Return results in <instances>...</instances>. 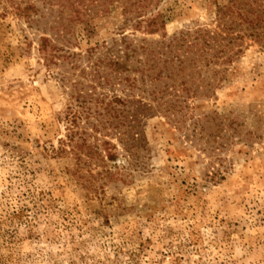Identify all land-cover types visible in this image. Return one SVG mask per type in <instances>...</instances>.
<instances>
[{"label": "rangeland", "instance_id": "1", "mask_svg": "<svg viewBox=\"0 0 264 264\" xmlns=\"http://www.w3.org/2000/svg\"><path fill=\"white\" fill-rule=\"evenodd\" d=\"M15 1L50 12L42 0ZM228 1L156 0L146 17L169 20L154 35L126 26L122 2L113 3L89 22L85 39L65 30L71 52L84 55L80 68L47 69L42 31L0 0V264H264V51L251 44L229 65L227 80L208 90L200 85L212 81L211 66L171 70L178 62L166 63L163 74L173 73L177 92L161 99L168 106L174 93L182 97L178 124L158 108L133 116L140 97L157 107L160 98L153 102L150 93L173 83L153 79L162 62L140 79L133 70L143 60L139 46L159 49L165 35L214 27L216 6ZM58 19L48 14L50 26L64 22ZM95 44L102 54L131 55L122 75L101 63L110 85L91 75L86 50ZM159 52L170 60L165 47ZM122 76L129 83L115 80ZM114 96L126 103H113L110 116L101 100ZM83 97H92L94 116L92 124L79 122L76 139L102 147L93 159L57 153L69 127L78 129L65 116L82 113Z\"/></svg>", "mask_w": 264, "mask_h": 264}, {"label": "trees", "instance_id": "2", "mask_svg": "<svg viewBox=\"0 0 264 264\" xmlns=\"http://www.w3.org/2000/svg\"><path fill=\"white\" fill-rule=\"evenodd\" d=\"M44 2V9H47V14H43L40 9H38L32 3L25 6L17 4L15 0H10L12 11L18 18L25 19L31 28L35 27L41 30L44 34L39 39V53L43 59L44 64L47 69H51L53 66L58 64L63 65L64 63L71 64L75 69L80 68L78 62L84 57L81 53L71 52L68 44L71 43V39L65 38V30L70 28L77 29L78 35L75 37L76 40L85 39L90 31L89 22L99 15H103L109 10V6L113 3L122 2L123 4V15L126 14L125 25L131 27L135 31H139L144 34H158L165 29L168 18L165 14L158 13L156 15L146 17L147 11L152 8L156 0H42ZM98 8V9H97ZM96 9V11H94ZM56 13L57 18L64 22H59V26H50L48 20V14ZM65 16V17H64ZM134 16V18H133ZM63 17V18H62ZM135 17H139L136 21ZM58 19V20H59ZM56 23V20L54 21ZM76 23H78L76 25ZM212 25H206L198 27L195 31H183L179 36H174L172 39H166V35L163 36L165 41L162 42V46L165 47L168 52L170 60H163L162 58L156 57V55L164 54L159 52L163 47H153L151 45L142 44L139 46L142 52L143 60H136L137 68H133L134 71L140 72V79L143 80L144 77H150V72H154L158 69L159 63H163V68L158 71V73L153 76L154 80L160 81L162 77H167L171 79L173 83L167 85L165 83L163 86L157 88L150 94L153 95V102L158 100L157 107L153 105H147L142 101L143 97L138 101L141 106L135 107V118H140L143 113L148 110H153L158 108L163 110L168 117L174 119L176 112L183 111L184 100L181 96L174 93L175 97H179L174 102H171L168 106L163 102L165 94L170 91L177 92L175 90L176 79L173 77V73L164 75L163 70L168 69L166 63H172L174 61L178 62V65L173 69H186V64L190 67H197L203 69H209L211 66L212 81L206 82L204 79L201 82L200 88H217L222 82L227 80L228 67L236 57H240L247 48L251 45H257L262 51H264V0H229L227 4L217 5L215 18L212 21ZM76 25V27H75ZM62 28V29H61ZM62 30V31H60ZM53 32L52 35L47 36V32ZM83 31H87L83 34ZM167 41V42H166ZM62 42V44H60ZM74 45V44H72ZM67 46V47H66ZM81 51H83L81 49ZM183 51L184 55L180 53ZM88 60L94 59L93 65L95 69L92 71L91 75L93 78H98L110 85V78H108L107 71L102 67L103 64L109 65L114 68L115 72H119L121 75L129 71L128 63L130 59V53L128 51L118 52V54H113L112 50H107L106 54H102L101 46L95 44V46L90 47L86 50ZM190 52L193 53V57L190 58ZM135 53L133 52V59ZM182 56V57H181ZM189 62V63H188ZM82 70V69H81ZM87 70V69H86ZM85 69L82 70L84 73ZM194 73H191L190 78L193 77ZM178 76L177 74H175ZM119 84L127 81L129 83V77H115ZM204 78V77H203ZM64 80V79H62ZM138 80L133 78V93L137 88ZM130 85V86H131ZM179 85H185V83H179ZM132 88V86L130 87ZM183 91L188 92L186 87ZM125 92V89L123 90ZM171 94V93H170ZM140 96V95H138ZM136 98L134 94L133 99ZM96 98L95 100H98ZM82 101V113L79 115L76 112L72 113V109L66 113L65 119L68 120L70 125L77 127V131L71 126L68 129L67 142L63 143L64 147L57 152L58 154H70L71 152L75 154L77 159H81L82 156H87L90 159L95 158L97 155L102 153V147L99 148L94 144L87 143L86 139H76L82 132L79 131V122H82L83 118L88 119L90 122L91 118L94 116L91 111V107L88 106L89 102L92 101V97ZM101 100V99H100ZM99 100V101H100ZM101 104L104 105V110L108 112L110 116L115 113V106L113 103L124 105V100L114 96L112 101L106 102L105 100ZM177 122V121H176ZM179 122L182 124L181 120ZM178 124V122L176 123ZM203 128H201L202 130ZM80 136H78L80 138ZM134 148V145H133ZM108 150V149H106ZM109 157L112 155L108 153ZM134 155V152H133ZM112 158V157H111Z\"/></svg>", "mask_w": 264, "mask_h": 264}]
</instances>
